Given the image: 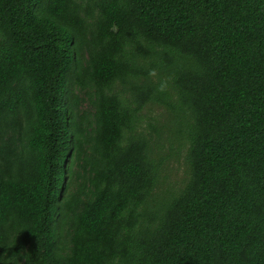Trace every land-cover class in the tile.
Instances as JSON below:
<instances>
[{
    "label": "trees",
    "instance_id": "obj_1",
    "mask_svg": "<svg viewBox=\"0 0 264 264\" xmlns=\"http://www.w3.org/2000/svg\"><path fill=\"white\" fill-rule=\"evenodd\" d=\"M0 264H264V0H0Z\"/></svg>",
    "mask_w": 264,
    "mask_h": 264
},
{
    "label": "rangeland",
    "instance_id": "obj_2",
    "mask_svg": "<svg viewBox=\"0 0 264 264\" xmlns=\"http://www.w3.org/2000/svg\"><path fill=\"white\" fill-rule=\"evenodd\" d=\"M148 117L153 118L156 117L157 120L164 124L167 119V111L161 107H154L150 110V112L146 111ZM149 122L146 118L144 122V126ZM155 122V121H154ZM167 149L169 147L167 143ZM167 149L165 153L167 154ZM189 177L188 165L186 162V148L181 149V153L174 159H171L165 164L162 174V183L158 189V192H162L167 190H178L182 188Z\"/></svg>",
    "mask_w": 264,
    "mask_h": 264
}]
</instances>
